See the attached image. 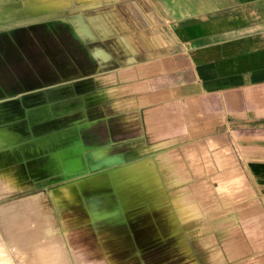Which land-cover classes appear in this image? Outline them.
Instances as JSON below:
<instances>
[{"label": "crops", "instance_id": "obj_1", "mask_svg": "<svg viewBox=\"0 0 264 264\" xmlns=\"http://www.w3.org/2000/svg\"><path fill=\"white\" fill-rule=\"evenodd\" d=\"M75 1L87 7L98 3V0ZM124 4L121 19L112 21L108 15L86 19L81 12L82 17L75 22L62 24L63 32H69L81 42L86 38L95 39V31L105 37L116 32L123 37L127 64L117 68L123 70V78L127 81L116 85L115 76L106 81L90 78L93 118L108 117L109 125L114 127L117 124L121 128L134 126L137 121L141 132L140 137L134 139L138 141L137 145L162 146V150L176 146V141L186 137L198 142L218 143L220 149L228 146L226 137L230 133L258 134L264 139V0H124ZM128 4L138 6V10L131 11L127 8ZM53 32L51 28L44 31V35L36 33V41L27 42L31 52L38 46L37 36L48 40ZM25 49L23 46L22 50L29 52ZM86 52L88 61L84 56H78L83 65L89 62L102 65L111 56L101 46H87ZM58 60L59 65L50 59L41 64L45 69H58L60 72V65L64 68L69 66L66 58L60 57ZM83 73L79 66L74 73L61 74ZM104 82L114 83L115 86L94 88ZM110 100L112 103L108 105ZM159 161L166 166L158 173L161 183L172 189L169 193L170 203L165 209L174 213L199 211L196 203L192 208L190 204L189 210L184 209V205L191 203L188 198L189 183L176 196L173 183L171 186L166 181L163 175L166 168H171L175 176L179 174V168L175 167L170 155L166 154ZM172 180L174 184H180L186 179L176 176ZM217 190L221 202L235 203V191L230 190L226 182H219ZM260 195L264 201V192ZM222 214L223 208L214 213L219 222L223 221ZM185 221L182 220L180 225H185ZM221 225H191L188 227L190 234L185 240L192 241L196 230L202 234L216 229L222 239L226 233ZM191 229L194 230L193 236ZM13 237L15 244L21 243L19 236ZM179 240L180 237H174L169 242L176 244ZM41 243L45 264H51L53 248L59 249V253L54 254V260L61 264L70 263L64 245L58 241ZM31 244L30 240L28 245ZM224 246L227 247V244ZM28 248L34 250L35 254V247ZM116 248L123 252L120 253L121 257L132 258L134 256L130 255H135L126 245ZM116 248L113 255L117 254ZM224 250L223 247L215 250L213 257L224 261L227 256ZM194 252L198 256L195 249ZM177 254L178 251L166 253L167 256ZM228 254L230 259L236 261L231 264H264V251L239 257L238 247L233 244ZM28 256L30 260L29 252ZM139 256L154 255L144 252ZM75 261L81 264L80 260Z\"/></svg>", "mask_w": 264, "mask_h": 264}, {"label": "rangeland", "instance_id": "obj_2", "mask_svg": "<svg viewBox=\"0 0 264 264\" xmlns=\"http://www.w3.org/2000/svg\"><path fill=\"white\" fill-rule=\"evenodd\" d=\"M125 6L124 0H98L97 4L86 6L81 12L86 19L91 16L108 15L113 21L122 18ZM127 8L133 12L138 10L136 5L128 4ZM72 16L73 14L68 12L65 17L72 18ZM61 18L26 21L32 28L51 22L54 31L48 40L42 36H37L39 43L33 52L24 53L20 50L9 54L0 52V73L12 75L15 78L12 85L5 84V81L0 84V108L3 111L0 117V127L14 125L21 132L32 135V126L37 122L32 120L31 112L35 110L45 112L49 105L56 103L47 96L48 89L53 86L71 84L90 78L106 81L111 76H115L116 85H121L127 81L123 78V70L117 68L127 64L124 60L126 52L124 51L122 36L116 32V34L105 37L95 31V39L86 38L81 42L69 32L61 30ZM13 28L17 30L23 26L15 24ZM85 46L92 48L101 46L111 56L102 65H98L96 62L84 63L83 65L79 62L78 56H84L88 61L89 56ZM60 57L66 58L69 64L66 68L60 65L61 73H74L79 69V66L84 70V73L71 78H64L56 84L40 87L28 86L31 84L29 77L35 67L47 59L57 61L59 65L58 59ZM20 83L25 88L18 90L16 87ZM113 85L114 83L104 82L97 84L94 88H108ZM8 88L10 91L3 93ZM83 94L73 92L63 101L80 97ZM111 103L112 100L107 104ZM51 116L52 114L45 113V117L40 119V122L50 119ZM107 118H102L101 122L95 126L99 138L104 142L84 151L88 166L86 174L91 172L87 159L90 152L107 146L125 145L126 142L138 139L141 135L140 128L136 124L137 121L134 126L127 128H121L120 125L116 124L115 128L110 130ZM86 123L88 122L84 124ZM32 138L35 136L30 137V139ZM191 139V137H186L176 141L174 143L176 146L164 148L158 152L157 157L164 154L170 155L175 167L179 168V174L176 173V176L186 179L180 184H174L172 178L176 176L171 173V168L165 169L163 175L171 186L173 183L172 188H174L173 191L176 196H179L189 183L190 195L188 198L191 203L184 205V209L189 210L190 204L192 208L195 203L200 207L199 211L186 210L188 212H186L188 215L185 221L186 226L202 227L211 223L213 225L222 223L221 227H224L226 234L224 233L222 239L219 238L217 229L214 232L205 231V233L196 234L192 238V244L198 256L206 264H231L236 262L234 259H230V254H228L233 244L238 247L239 257L264 251V201L260 195L264 192L263 137L250 133H230L226 137L228 146L222 149L218 143L198 142ZM72 179L75 178L69 180ZM221 181L226 182L228 188L235 191V203L221 202L220 193L217 190ZM65 182L66 180L62 179H45L38 182L31 181L29 184L12 190H0V264H45L44 255L41 254L44 251L42 240L38 237H46L49 228L60 243L68 247L72 257L71 264H76V259L81 260V264H122L123 261L125 262V259H119L120 253L123 252L117 251V249V254L106 260L98 243L97 234L90 228V224H73L72 214L53 200L51 190ZM31 205L38 206V208L35 211H30L29 206L31 208ZM220 208H223L224 211L222 222H219V218L214 215ZM14 212L23 214L26 219L24 223L20 221L19 214L12 215ZM145 233L146 231L142 234ZM13 236H19L21 243L15 244ZM30 240L32 244L28 245ZM225 244L227 247L224 246ZM29 246L36 248L35 254L34 250L31 251L28 248ZM221 247L227 252L224 261H219L213 257V252L221 249ZM112 249L115 250L114 247ZM28 252L31 256L30 260L28 259ZM51 252L53 254L51 264H61L60 261L54 260V254L59 253V249H52ZM72 253L74 254L72 255ZM34 258L35 260H33Z\"/></svg>", "mask_w": 264, "mask_h": 264}, {"label": "bare ground", "instance_id": "obj_3", "mask_svg": "<svg viewBox=\"0 0 264 264\" xmlns=\"http://www.w3.org/2000/svg\"><path fill=\"white\" fill-rule=\"evenodd\" d=\"M84 7L75 0H0V30L8 31L1 36L0 45L7 50H22L24 46L31 52L27 42L35 41L36 33L44 35L52 26L47 22L32 28L26 21L62 17L60 23L67 24L81 18ZM68 12L73 14L72 18L65 17ZM15 24L24 29L12 32ZM54 71L39 64L29 77L31 85L56 84L77 76H63L60 70ZM0 80L13 79L0 75ZM90 83V79H83L48 89V98L56 103L49 105L45 112H31L32 120L37 122L32 126V135L14 125L0 127V190L16 189L31 181L66 180L51 190L52 198L72 214L73 224H90L106 260L114 256L112 246L124 248L126 245L135 255L131 254L132 258L120 256L119 259H125L122 264H206L194 252L192 241L185 240L189 228L180 223L188 212L174 213L165 209L172 189L162 184L158 175L166 167L159 161L166 154L157 157L162 146L139 147L137 140H131L125 145L90 152L87 159L91 172L86 174L85 149L104 142L95 127L102 118H93ZM73 92L84 94L63 101ZM45 113L52 114L51 118L40 122ZM2 114L0 108V117ZM109 126L110 130L114 129ZM31 136L35 138L30 139ZM36 208L38 206H29L30 211ZM18 214L24 223L26 219L21 212L12 213ZM144 231L146 233L142 234ZM193 231L191 229L192 236ZM196 231L201 234L200 230ZM52 232L49 228L46 237L38 238L42 242L60 243ZM174 237H180L176 244L169 242ZM64 248L71 262L70 251L67 246ZM176 251L177 255H166ZM144 252L154 256L140 257Z\"/></svg>", "mask_w": 264, "mask_h": 264}, {"label": "water", "instance_id": "obj_4", "mask_svg": "<svg viewBox=\"0 0 264 264\" xmlns=\"http://www.w3.org/2000/svg\"><path fill=\"white\" fill-rule=\"evenodd\" d=\"M21 29H24V28H21ZM21 29H17V30H21ZM16 29H14V28H12L11 29V31L12 32H15V31H17ZM8 34V31L7 30H0V38H1V36H3V35H7ZM1 51H3L5 54L7 53V54H9L10 52H15V51H19V50H14V49H9V50H7L6 48H5V46L3 45V44H1L0 45V52ZM20 51H22V50H20ZM0 75H2V77L4 76L5 78L6 77H9V78H12L13 80L12 81H10V82H8V81H6V80H0V84L1 83H3L4 81V83L6 84V83H8L9 85H12L13 83H14V77L11 75H3L2 73H0ZM3 79V78H2ZM19 80V79H18ZM32 83V82H31ZM45 85H49V84H45ZM45 85H39V86H34V85H31V84H29L28 86H34V87H40V86H45ZM20 86V87H19ZM18 90H20V89H23V88H25V87H23V85L20 83V84H18L17 85V87H16ZM10 90H9V88L7 89V90H4L3 91V93H8Z\"/></svg>", "mask_w": 264, "mask_h": 264}]
</instances>
